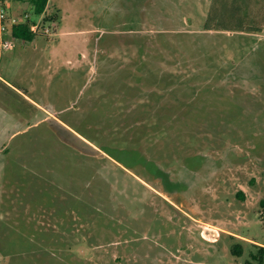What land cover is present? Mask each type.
<instances>
[{
    "label": "rangeland",
    "instance_id": "1",
    "mask_svg": "<svg viewBox=\"0 0 264 264\" xmlns=\"http://www.w3.org/2000/svg\"><path fill=\"white\" fill-rule=\"evenodd\" d=\"M43 17L0 52V264H264V0Z\"/></svg>",
    "mask_w": 264,
    "mask_h": 264
},
{
    "label": "built area",
    "instance_id": "2",
    "mask_svg": "<svg viewBox=\"0 0 264 264\" xmlns=\"http://www.w3.org/2000/svg\"><path fill=\"white\" fill-rule=\"evenodd\" d=\"M22 0H0V52L14 49V37L12 36V29L32 20L30 25L32 33L37 35L48 36L51 35L54 22L44 21L43 14L39 16H32L29 11L22 13H14V8L21 5ZM12 38V39H10Z\"/></svg>",
    "mask_w": 264,
    "mask_h": 264
},
{
    "label": "trees",
    "instance_id": "3",
    "mask_svg": "<svg viewBox=\"0 0 264 264\" xmlns=\"http://www.w3.org/2000/svg\"><path fill=\"white\" fill-rule=\"evenodd\" d=\"M47 2L48 0H22L20 3L21 5H17L14 8V13L29 11L32 16L42 15L46 11ZM50 19L52 20L53 18ZM44 21H48V19H44ZM32 23V20H28L25 23L14 27L12 29V36L19 40L27 42L32 41L36 37V35L30 30V25Z\"/></svg>",
    "mask_w": 264,
    "mask_h": 264
},
{
    "label": "bare ground",
    "instance_id": "4",
    "mask_svg": "<svg viewBox=\"0 0 264 264\" xmlns=\"http://www.w3.org/2000/svg\"><path fill=\"white\" fill-rule=\"evenodd\" d=\"M206 232H208L209 234V232H214V231H212L211 229H207Z\"/></svg>",
    "mask_w": 264,
    "mask_h": 264
},
{
    "label": "crops",
    "instance_id": "5",
    "mask_svg": "<svg viewBox=\"0 0 264 264\" xmlns=\"http://www.w3.org/2000/svg\"><path fill=\"white\" fill-rule=\"evenodd\" d=\"M46 9H47V7H46Z\"/></svg>",
    "mask_w": 264,
    "mask_h": 264
}]
</instances>
